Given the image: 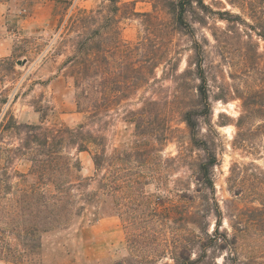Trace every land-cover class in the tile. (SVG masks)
Returning a JSON list of instances; mask_svg holds the SVG:
<instances>
[{"label": "rangeland", "instance_id": "1", "mask_svg": "<svg viewBox=\"0 0 264 264\" xmlns=\"http://www.w3.org/2000/svg\"><path fill=\"white\" fill-rule=\"evenodd\" d=\"M206 1L216 13H210L205 24L193 23L195 37L176 25L166 0L118 1L123 38L133 45L144 43L145 48L159 46L165 54L149 83L108 109L100 108L95 117L79 111L71 65L65 62L83 33L75 17L100 9L106 12L111 2L0 0V60L11 61L0 63V98H9L5 107L19 122L82 125L103 136L108 154L114 157L111 169L121 167L128 174L145 176L150 201L151 214L135 236H129L118 214L117 198L98 209L88 208L68 227L44 234L39 264H192L195 259L198 264H264L263 117L254 119L251 142L233 144L235 121L244 111L240 96L249 86L264 88V39L255 32L257 26H264V12L255 14L227 0ZM195 38L206 50L204 65L213 106L211 126L202 120L200 135L208 136L219 160L212 170L214 189L208 191L197 179L205 153L191 144L179 114L187 98L185 87L199 83L194 76ZM145 48L139 51L141 60L146 58ZM256 50L260 57L254 66L249 56ZM113 60L115 71L126 61L123 54ZM185 70H190L188 76ZM149 100L154 104L147 109L150 116L142 128L146 132L140 135L136 111ZM3 141L17 143L8 133ZM99 151L97 144H89V151L72 149L82 163L83 178L94 175L92 154ZM13 166L25 172L30 164L18 159ZM104 172L99 171V176ZM201 208L207 211V231L224 239L225 247L191 221L202 214ZM120 211L124 217L139 212L127 205ZM8 240L15 245L12 236ZM0 264L29 263L0 254Z\"/></svg>", "mask_w": 264, "mask_h": 264}, {"label": "trees", "instance_id": "2", "mask_svg": "<svg viewBox=\"0 0 264 264\" xmlns=\"http://www.w3.org/2000/svg\"><path fill=\"white\" fill-rule=\"evenodd\" d=\"M109 1L111 5L106 12L100 9L97 12L80 13L75 17L76 24L78 21L82 23L83 33L78 35L76 51L65 62L71 65L70 75L74 80L79 111L95 117L100 108L108 109L117 99L131 95L139 85L149 83L155 77L156 68L163 63L165 54L159 46L145 48L144 43L133 45L127 42L118 25L119 0ZM227 1L255 14L264 12V0ZM166 5L172 10L176 25L186 29L193 37L196 33L193 23L198 21L205 24L209 14L216 13L206 0H166ZM221 18L224 19L223 16ZM255 32L264 39V26H257ZM144 48L146 58L141 60L138 55ZM193 50L196 58L194 76L199 83L185 87L187 98L179 114L187 126L191 144L205 153V158L197 167V179L208 191L214 189L212 170L219 160L208 136L200 135V128L202 120L211 126L212 94L204 65L206 50L198 38L194 40ZM117 54H123L126 61H122L115 71L113 59ZM259 57L256 50L249 56V62L255 66L259 63ZM9 61L2 59L0 63ZM189 71L185 70L183 74L188 76ZM124 85L128 89L122 90ZM240 98L245 112L235 121V146L251 142L255 117L261 115L264 120V88L249 86ZM8 99L7 96L0 98L3 104L0 106V254L29 264H39L45 233L68 227L88 208L98 209L97 206L107 203L110 198H117L118 214L129 236H135L145 216L151 214L145 176L128 174L121 167L113 171L111 167L114 157L107 152L105 138L85 126L71 128L19 122L11 109L5 107ZM153 104L154 101L149 100L136 111V130L140 135L146 132L142 128L150 116L151 110L147 109ZM247 124L250 127H245ZM6 133L14 135L17 143L3 144ZM89 144L101 145V151L92 154L96 169L94 175L83 178L82 163L72 149L89 151ZM18 159L29 162L27 171L14 168L13 164ZM103 169L105 172L99 176V171ZM96 181V186L91 188ZM126 205L139 212L124 217L120 210ZM200 211L202 214L198 216L197 213L191 221L206 233L207 238L223 241L221 247H225L224 239L218 236L215 238V235L207 231V211L202 208ZM10 236L15 240V245L9 242ZM192 264H198V261L195 259Z\"/></svg>", "mask_w": 264, "mask_h": 264}]
</instances>
